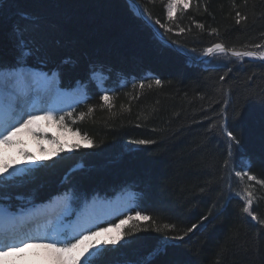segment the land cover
<instances>
[{
	"label": "trees",
	"instance_id": "1",
	"mask_svg": "<svg viewBox=\"0 0 264 264\" xmlns=\"http://www.w3.org/2000/svg\"><path fill=\"white\" fill-rule=\"evenodd\" d=\"M132 1L176 48L126 0H4L0 70L27 66L56 73L62 88L82 84L86 98L64 129L86 144L0 179V205L62 194L82 209L133 191L134 207L110 223L131 215L139 227L122 226L89 264H264V61L226 53L197 61L217 43L263 53L264 0H191L172 20L168 0ZM236 190L251 192L257 220L243 211L245 198L228 199Z\"/></svg>",
	"mask_w": 264,
	"mask_h": 264
},
{
	"label": "bare ground",
	"instance_id": "2",
	"mask_svg": "<svg viewBox=\"0 0 264 264\" xmlns=\"http://www.w3.org/2000/svg\"><path fill=\"white\" fill-rule=\"evenodd\" d=\"M131 6L136 10L133 3ZM23 67L20 66L9 72H23L24 78L19 80L10 79L9 73H5L3 76L0 75V119L11 117L13 120H27L29 113L39 117L28 128H20L17 134L29 132L32 127L39 124L44 125L49 119L46 118L45 113L50 112L52 115L74 100V97H68L63 94L62 90L68 89L61 88L56 81V77H54V81L46 80L42 74L45 76L47 74L43 71ZM70 90L77 92L74 88ZM3 148V145H0V153ZM95 202L97 201L93 200L89 211L83 214L84 219L87 217L86 222L93 224V226L98 223V220L106 219L104 217L112 214L119 206H125L127 199L119 195L105 204L101 203L97 205ZM22 206V209L12 214L5 213V211L0 209V242L18 243L21 240L27 239L33 244L51 243L56 242L60 236L65 235L67 232L69 233V231L79 234L81 229L87 227V223H83L78 227L72 228L71 220H67L64 214H61V210L55 214L54 212L63 206L62 201L58 198L49 203L35 205L34 207L27 205V203H22ZM58 242H56L57 245L59 244ZM34 249L40 251L43 256L49 259L52 258L50 249L28 247L24 251H32Z\"/></svg>",
	"mask_w": 264,
	"mask_h": 264
},
{
	"label": "rangeland",
	"instance_id": "3",
	"mask_svg": "<svg viewBox=\"0 0 264 264\" xmlns=\"http://www.w3.org/2000/svg\"><path fill=\"white\" fill-rule=\"evenodd\" d=\"M217 54H220V53L219 52L213 53L212 55L206 56L205 58L201 57L203 58L201 61L205 62L207 61L208 57H211ZM247 58H251L253 60L256 59L255 56L247 57ZM42 76L46 78V80H50V81H54V77H56V81L58 79L57 76L55 75L45 76L42 74ZM78 89L79 90L77 92L75 90H62L65 96L74 97V100L72 103L67 104L61 109H59L58 111L54 112L51 115L52 118L48 119L47 122L44 124L45 126L41 124L34 126L29 132H25L24 134H17L15 137H13V141H14L13 144L3 145L4 148L0 153V179H4V178L8 179V178L13 177L16 174L23 173L27 171L29 168L33 167L35 164H37V162L55 155L59 150L69 148L72 144H75V143L86 144V141L80 135L72 131H68L64 129L65 126L62 127L61 122H60V117H64L63 123L64 125H66L65 117L68 116L69 113L72 112L78 104L82 103L83 100H85L84 91H82L80 86H78ZM4 164L11 165L7 173L2 172V166ZM231 194L234 196L239 195L245 198V196L241 194V192L238 190L231 191ZM64 196H65L64 199L67 200L65 202H69L73 206L70 197L67 195H64ZM92 201H89L84 207L92 203ZM32 203H33L32 201H27V205H31ZM101 203L105 204L104 202H101V201L95 202V204L97 205ZM246 203H247V200H246ZM129 204L132 205L133 201H130ZM32 205L35 206L36 203H33ZM130 205L126 206L127 208L126 207L124 208V206H119V209H117V211L108 215L107 217L105 216L104 218H106L107 221L112 220V219H121L129 213L130 209H132ZM84 207H82L83 210H84ZM74 208L77 212L76 213L77 216L75 218L76 219L75 222L73 220V224L71 223L72 228H75L76 226L78 227L80 224L82 225L83 223H87L86 222L87 217H85L84 219V216H82L83 210L80 209L79 207H76V205ZM0 209L5 211V213L11 212V210L8 211V209H6L5 207L3 208V206H0ZM120 224L121 222L115 225H120ZM115 225L105 227L106 229H108V231L101 232V235L97 237L96 239H100L101 241H103L108 238L120 237L121 227H115ZM101 229L103 228L96 227L95 224L93 226V224L87 223V227L84 229H81L80 231L84 232V234H88L89 231H100ZM67 233H65V235L63 236H60L59 244L57 245L58 247L64 246V244L68 242L75 243L76 239L78 238L80 234V233L75 234V232L73 231L71 232L69 231V233L68 234ZM100 246L101 245L98 246V249ZM83 250H84V246H81L80 249L76 250V252L73 253V255L77 256L82 261V264H83V260L85 256H87L88 261H90V259L97 252V250H94V249H90L89 252H84ZM82 252H83V255H81ZM18 255L22 257V259L18 261V264H55V261L52 258L49 259L43 256V254L36 249L32 251H23L22 253H19ZM8 259H12V257H9ZM0 264H3V262H1Z\"/></svg>",
	"mask_w": 264,
	"mask_h": 264
},
{
	"label": "snow or ice",
	"instance_id": "4",
	"mask_svg": "<svg viewBox=\"0 0 264 264\" xmlns=\"http://www.w3.org/2000/svg\"><path fill=\"white\" fill-rule=\"evenodd\" d=\"M4 3V0H0V10H2V5ZM191 3V0H168L166 8L168 13V19H173V13L174 11H179L183 9H186L189 7ZM237 16L239 17L240 14L237 13ZM239 23V20L237 21ZM156 23H159L157 20ZM163 27V25H161ZM171 29H169L170 31ZM183 31V29H181ZM231 51V54L237 58L241 57H253L256 55V53L252 51H235V50H229ZM206 54L212 55L215 52L224 53L225 48L223 45L217 43L212 47H209L205 49ZM260 59H264V53L260 54ZM9 78L12 80H19L21 78H24L23 72H13L8 74ZM223 79V77H221ZM155 83L159 85L161 82L159 80H156ZM144 87L143 84L140 85V88L142 89ZM148 87H151V85H148ZM105 104L110 105L111 97L108 95H104L101 97ZM92 109H89V112H91ZM46 118L51 119V113L47 112L45 113ZM81 118H83V113H81ZM39 119L38 116L35 114L29 113L27 120H19L15 119L13 120L11 117L8 119H0V145H11L13 144V137L17 134V132L20 130V128H28L29 125L33 124L34 121ZM64 117H60L61 126L64 127L63 123ZM19 125V127H17ZM225 136L227 137L229 142H232L235 140V137L233 136L231 131H225ZM87 139V137H85ZM89 143H91L89 141ZM139 144H149L151 141L147 140H139L137 141ZM35 159V158H33ZM11 165L4 164L2 166V172L7 173ZM241 172H236V176H241ZM248 179L254 180V176H248ZM251 192H247L245 199L247 200V206L243 208V211L245 213H248L251 215L252 220H257V216L252 215L250 212V206L252 204V200L248 197H251ZM136 216L144 221L150 220V217L147 215L141 216V213L139 211L136 212ZM204 219H207L205 217ZM128 221H132L131 224H128ZM154 223V222H153ZM260 223L264 224V221H260ZM126 226L128 228H131L133 231L136 230V228L139 227V224L133 220V217L131 215L127 216L125 221H121L120 225H115V227H122ZM166 228H171V225H165ZM197 225H193L192 228H189L187 232H185L182 236L175 237L176 239H183L184 236L188 234V232H191L194 228H196ZM159 231V229H157ZM108 229H101L100 231H89L88 234H84V232H81L76 239L75 243L68 242L64 244V246H57L56 242L51 243H39V244H33L30 243L29 240L24 239L19 241L18 243H5L0 242V261L3 262V264H18V261L22 259L19 253H22L25 248L28 247H42L46 249H50L52 253V259L55 261V264H82V261L75 255H73L76 250L80 249L81 246H84V252H89L90 249L99 250L98 246L101 244L107 245L112 244L115 245L120 237L117 238H108L103 241L100 239H96L101 235V232H107ZM127 233L122 231V235H126ZM91 254V253H90ZM83 255V252L81 253ZM9 257H12V259H8ZM83 264H89L88 257L85 256L83 260Z\"/></svg>",
	"mask_w": 264,
	"mask_h": 264
},
{
	"label": "water",
	"instance_id": "5",
	"mask_svg": "<svg viewBox=\"0 0 264 264\" xmlns=\"http://www.w3.org/2000/svg\"><path fill=\"white\" fill-rule=\"evenodd\" d=\"M127 1V3H128V5H129V7L131 8V10L137 15V16H139L146 24H148L149 26H151L152 28H153V26L150 24V22L142 15V13H141V11H140V9H139V7L132 1V0H126ZM134 4L135 5V7H136V10H134L133 8H132V6H131V4ZM153 30L155 31V33H156V36H157V38L158 39H160L161 41H163L164 43H166L167 45H169V46H171V47H174V45L171 43V42H169V41H167L165 38H163L154 28H153ZM174 48H176V47H174ZM224 53H226V54H230V55H232L231 54V52L230 51H228V50H226L225 49V52ZM254 53H256V55H255V57H256V59L255 60H257V61H264V59H260L259 57H260V53H258V52H254ZM205 57L206 56H209L208 54H206L205 53V55H204ZM203 58H199L197 61H201ZM230 197H234V195H229V197H228V199L230 198ZM227 199V200H228Z\"/></svg>",
	"mask_w": 264,
	"mask_h": 264
}]
</instances>
